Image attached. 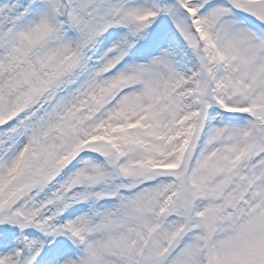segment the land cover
I'll return each mask as SVG.
<instances>
[{
	"label": "snow or ice",
	"instance_id": "6c2138e0",
	"mask_svg": "<svg viewBox=\"0 0 264 264\" xmlns=\"http://www.w3.org/2000/svg\"><path fill=\"white\" fill-rule=\"evenodd\" d=\"M0 264H264V0H0Z\"/></svg>",
	"mask_w": 264,
	"mask_h": 264
}]
</instances>
